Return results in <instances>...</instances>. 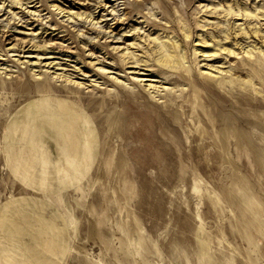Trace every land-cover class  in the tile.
<instances>
[{
    "label": "rangeland",
    "instance_id": "1",
    "mask_svg": "<svg viewBox=\"0 0 264 264\" xmlns=\"http://www.w3.org/2000/svg\"><path fill=\"white\" fill-rule=\"evenodd\" d=\"M0 264H264V0H0Z\"/></svg>",
    "mask_w": 264,
    "mask_h": 264
},
{
    "label": "bare ground",
    "instance_id": "2",
    "mask_svg": "<svg viewBox=\"0 0 264 264\" xmlns=\"http://www.w3.org/2000/svg\"><path fill=\"white\" fill-rule=\"evenodd\" d=\"M16 4V3H15ZM19 4V3H17ZM140 32V31H139ZM113 41L112 43H120V40L121 39H118L113 37ZM116 41V42H115ZM119 51H121V49L118 48ZM123 51V54H129V55H133L134 53L133 52H130L129 49H125V50H122ZM19 51H17L15 48H12L9 53H17ZM26 54H33V53H30V52H27ZM36 54V57H30L31 59H33L32 61L26 63V64H29V66L31 67H34V68H48L49 69V73H50V70L51 69H54V70H58L56 69V67L58 66L57 64H54V62H52L51 60L54 59V58H51V57H47V55H50L49 53H45V54H41V53H35ZM128 57V56H127ZM135 57V56H134ZM204 59L202 60V62H206L205 65L203 67L206 68V70H208L209 72H204L203 74H206V75H212L213 73H220L217 69L218 67H215L213 65H210L209 62H214L216 61L217 59V56L216 55H213V56H209V57H205V56H202ZM132 59V58H130ZM202 64V63H201ZM127 65L129 66L128 69L132 70V74L133 75H138V76H143L145 74H141V71H143V68L140 64H138L137 62L135 61H132V62H127ZM148 71V70H146ZM108 73V72H107ZM213 76V75H212ZM150 77L149 78H142V79H139V77H137V79H135V81H138V82H152L153 80L151 79L152 76H148ZM57 79H62V81L65 79V81L67 82H71V79L70 78H65V76H61V75H57L56 77ZM153 78V77H152ZM78 86H83V84H80V83H77ZM145 84V83H144ZM145 86L146 88V91L149 92L150 94H154L156 90H158L159 88L156 86V85H143Z\"/></svg>",
    "mask_w": 264,
    "mask_h": 264
}]
</instances>
